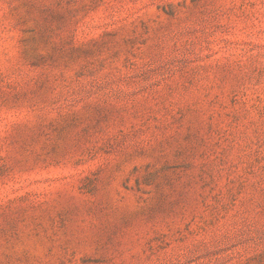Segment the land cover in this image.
I'll list each match as a JSON object with an SVG mask.
<instances>
[{
	"label": "rangeland",
	"instance_id": "1",
	"mask_svg": "<svg viewBox=\"0 0 264 264\" xmlns=\"http://www.w3.org/2000/svg\"><path fill=\"white\" fill-rule=\"evenodd\" d=\"M0 264H264V0H0Z\"/></svg>",
	"mask_w": 264,
	"mask_h": 264
}]
</instances>
